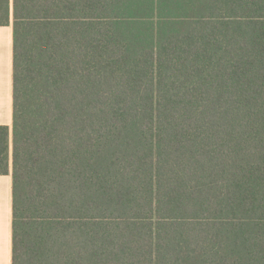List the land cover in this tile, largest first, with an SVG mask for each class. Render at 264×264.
Masks as SVG:
<instances>
[{"label": "trees", "instance_id": "trees-1", "mask_svg": "<svg viewBox=\"0 0 264 264\" xmlns=\"http://www.w3.org/2000/svg\"><path fill=\"white\" fill-rule=\"evenodd\" d=\"M10 10L11 264H264V0Z\"/></svg>", "mask_w": 264, "mask_h": 264}, {"label": "crops", "instance_id": "crops-1", "mask_svg": "<svg viewBox=\"0 0 264 264\" xmlns=\"http://www.w3.org/2000/svg\"><path fill=\"white\" fill-rule=\"evenodd\" d=\"M0 26V126L12 124V28ZM0 174V264H11L12 180Z\"/></svg>", "mask_w": 264, "mask_h": 264}, {"label": "rangeland", "instance_id": "rangeland-1", "mask_svg": "<svg viewBox=\"0 0 264 264\" xmlns=\"http://www.w3.org/2000/svg\"><path fill=\"white\" fill-rule=\"evenodd\" d=\"M9 166H11V163H9Z\"/></svg>", "mask_w": 264, "mask_h": 264}]
</instances>
